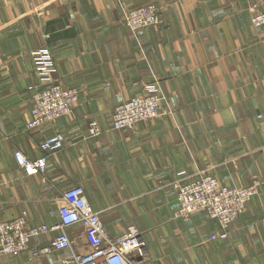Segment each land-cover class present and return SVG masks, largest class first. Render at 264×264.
Here are the masks:
<instances>
[{
  "label": "crops",
  "instance_id": "crops-1",
  "mask_svg": "<svg viewBox=\"0 0 264 264\" xmlns=\"http://www.w3.org/2000/svg\"><path fill=\"white\" fill-rule=\"evenodd\" d=\"M145 3L161 7L162 24L133 31L123 13ZM261 9V0H0V220L26 209L32 224L56 222L63 191L80 184L111 235L139 229L153 264H264V25L251 20ZM43 47L53 77L79 98L69 115L30 129L33 51ZM151 83L162 114L112 128L115 107ZM94 118L103 130L92 136ZM56 132L63 147L44 152L40 142ZM17 149L46 153V171L28 174ZM204 173L226 185L261 182L225 238H209L222 227L206 211L174 215V182ZM67 231L86 252L83 225ZM71 258L69 248L35 258L27 249L0 264Z\"/></svg>",
  "mask_w": 264,
  "mask_h": 264
},
{
  "label": "built area",
  "instance_id": "built-area-1",
  "mask_svg": "<svg viewBox=\"0 0 264 264\" xmlns=\"http://www.w3.org/2000/svg\"><path fill=\"white\" fill-rule=\"evenodd\" d=\"M261 6L262 9L251 17L255 26L264 25V0H261ZM122 19L134 31L147 25L162 24V10L155 3L140 4L127 8ZM33 65L38 79L28 86L32 101V117L27 123L30 129L69 115L79 98L77 87L64 85L53 77L56 61L47 47L33 51ZM162 99L159 87L155 83L148 84L141 95L115 107L110 126L116 129L136 128L139 122L160 116ZM102 130L96 118L89 121V135H98ZM64 142L65 135L56 132L43 139L40 147L44 152H52L62 148ZM15 158L28 174L44 173L48 167L46 153L32 159L17 149ZM260 183V179L253 175L246 185H226L207 173L177 180L174 186L179 207L174 215L188 218L194 212L206 211L218 219L222 227L219 233L209 238H225L230 224L245 211L248 202L257 194ZM61 200L59 220L53 223L32 224L26 209L11 219L0 220V256L30 249L31 256L35 258L54 249L69 248L71 259L76 264H153L146 256L145 241L139 229L130 224L120 234L111 235L100 212L88 201L83 185L76 184L65 189ZM74 223H81L85 229L88 250L84 253L75 251V241L67 231V227ZM52 231L57 234L48 243L31 244L32 238Z\"/></svg>",
  "mask_w": 264,
  "mask_h": 264
}]
</instances>
